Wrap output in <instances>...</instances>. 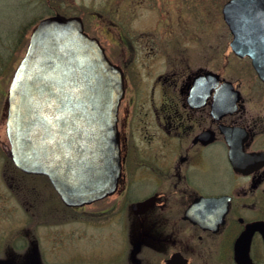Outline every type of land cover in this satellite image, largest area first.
Listing matches in <instances>:
<instances>
[{"label":"flooded vegetation","instance_id":"1","mask_svg":"<svg viewBox=\"0 0 264 264\" xmlns=\"http://www.w3.org/2000/svg\"><path fill=\"white\" fill-rule=\"evenodd\" d=\"M96 16L92 23L82 18L84 31L124 79L117 116L121 176L112 195L89 205L110 200L93 215L119 211L122 223L135 227V234L127 231L129 246L135 244L126 264H167L173 255L170 264H264V80L252 58L231 49L228 28L225 46L222 35L210 44L170 27L135 34L127 22L116 28ZM2 120L5 135V107ZM0 153L14 194L10 179L29 174L12 163L6 135ZM135 190L141 195L131 201ZM27 214V225L44 222L40 213ZM1 250L0 264L41 256Z\"/></svg>","mask_w":264,"mask_h":264},{"label":"water","instance_id":"2","mask_svg":"<svg viewBox=\"0 0 264 264\" xmlns=\"http://www.w3.org/2000/svg\"><path fill=\"white\" fill-rule=\"evenodd\" d=\"M221 12L231 49L252 58L264 80V0H227ZM123 93L121 69L84 32L79 16L40 19L7 88L12 162L46 176L68 207L112 195L121 176L117 114ZM150 201L137 202L135 211Z\"/></svg>","mask_w":264,"mask_h":264},{"label":"rangeland","instance_id":"3","mask_svg":"<svg viewBox=\"0 0 264 264\" xmlns=\"http://www.w3.org/2000/svg\"><path fill=\"white\" fill-rule=\"evenodd\" d=\"M226 1L0 0V141L5 139L2 111L6 104L7 87L25 53L29 34L40 19L58 12L65 16H80L92 23L96 21V15H104V21L109 20L116 28L126 26L127 22L130 33L162 34L165 28L170 27L177 36L198 37L210 44L215 43V36L222 35L226 46L230 35L221 14ZM5 163V159L0 157L2 249L12 253L32 249V252L41 254L40 257L32 254V260L27 264H126L127 251L135 244L129 246L131 238L127 237V231L135 234V227L123 224L119 211L111 216L93 215L109 205L110 200L74 211L62 204L43 176L17 172L13 180L10 179L15 188L13 194L7 189L2 176ZM140 192L133 191L129 199L138 198ZM27 207L29 210L26 211ZM28 212L40 213L44 222L27 225L24 219L29 216ZM29 228L31 231H28Z\"/></svg>","mask_w":264,"mask_h":264},{"label":"trees","instance_id":"4","mask_svg":"<svg viewBox=\"0 0 264 264\" xmlns=\"http://www.w3.org/2000/svg\"><path fill=\"white\" fill-rule=\"evenodd\" d=\"M21 33H23V31H21ZM46 179V178H45Z\"/></svg>","mask_w":264,"mask_h":264}]
</instances>
